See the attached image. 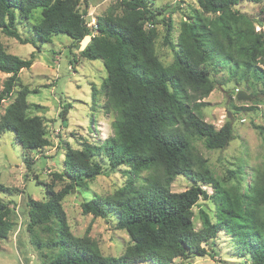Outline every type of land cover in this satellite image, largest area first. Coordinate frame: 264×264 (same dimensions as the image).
I'll use <instances>...</instances> for the list:
<instances>
[{
  "label": "trees",
  "instance_id": "trees-1",
  "mask_svg": "<svg viewBox=\"0 0 264 264\" xmlns=\"http://www.w3.org/2000/svg\"><path fill=\"white\" fill-rule=\"evenodd\" d=\"M243 1L264 0H198L204 12L215 16L197 11L196 19L184 21L174 62L164 65L156 53L157 30L145 27L162 9L154 12L148 0H121L116 5L121 12L110 8L97 18L96 28L88 25L87 11L80 8L82 0H0V71L10 74L0 92V105L19 84V72L30 68L36 58L35 52L25 59L7 51L1 33L37 46L59 34L83 43L96 31L81 54L103 60L107 71L101 85L104 108L115 114L114 133L103 143L66 148L63 170L55 173L56 180L68 181L62 188L50 185L46 199L29 198L28 230L33 242L40 249L53 250L43 254L41 264H172L177 257L212 255L204 244L222 231L232 236L238 255L249 253L251 264H264V171L257 174L247 193H234L212 175L192 144L201 139L210 149H222L234 138L230 120L216 128L200 111L204 103L198 100L216 86L210 61L229 65L233 77L249 81L253 76L264 82V33L256 30L252 17L235 9ZM83 3L89 6V0ZM37 9L40 19L29 26L33 36L23 37L18 29L21 19H30ZM170 33L171 23L167 43ZM30 92L27 85H20L0 118V135L11 130L26 151L50 144L42 116L28 113ZM97 93L93 87L94 97ZM70 105L64 104L63 117ZM259 129L264 133V127L259 125ZM100 158L113 169L128 166L136 175L152 171L141 185L130 181L110 195L82 201L84 213L114 216L116 227L129 234L133 243L117 257L104 255L89 235H74L63 206L65 197L77 187H86L89 180L105 174ZM178 175L190 179L192 186L173 191L171 184ZM204 185L215 190L217 217L213 222L202 210V228L195 230L193 207L201 197H211ZM6 188L0 184V190ZM11 213L10 203L0 197V241L14 228ZM37 226L52 236L40 239Z\"/></svg>",
  "mask_w": 264,
  "mask_h": 264
},
{
  "label": "rangeland",
  "instance_id": "rangeland-1",
  "mask_svg": "<svg viewBox=\"0 0 264 264\" xmlns=\"http://www.w3.org/2000/svg\"><path fill=\"white\" fill-rule=\"evenodd\" d=\"M121 0H89V6L80 5L89 26L96 28V21L110 8L121 12L117 7ZM150 7L158 13L155 21L145 23L146 29L155 28L158 36L155 42L156 53L164 65L174 62L178 49L177 41L184 21L196 19L197 11L204 16L215 15L202 10L198 0H148ZM88 9V10H87ZM255 21L256 30L264 33V1H243L235 7ZM37 9L30 19H21L18 26L23 37H32L29 26L40 19ZM171 23L170 42L167 43V29ZM97 33L93 31V34ZM92 34V35H93ZM89 35L83 43L77 44L66 35H54L51 41L43 44L22 43L14 37L1 33L5 48L22 58H30L33 52L36 58L30 68L19 72V84L10 98L0 105V118L8 104L15 98L20 85H27L31 92L27 98L30 115L42 116L50 144L39 150H24L15 141L14 134L8 130L0 135V197L10 203L11 218L15 225L10 235L0 241V264H41L43 254H51L52 247L40 249L33 242L28 230L29 198L44 200L46 189L52 186L59 190L68 181L56 180V172L63 170L66 148H83L88 143H103L113 135V112H106L105 94L101 89L107 75L102 59L90 60L82 56L81 51L91 41ZM40 46V47H39ZM216 86L205 98L200 111L204 119L220 128L227 121L233 123L234 138L225 148L210 149L201 139L192 144L194 153L206 162L212 175L224 187L243 195L255 182L258 173L264 171V82L253 76L249 81L240 75L233 77L230 66L224 62L210 61L208 64ZM243 71H239L241 74ZM8 73L0 71V92L4 88ZM93 87L98 89L96 97ZM245 90L251 95L248 100H238V92ZM70 103L66 117L61 115L65 103ZM237 106L239 109H236ZM30 161V165L27 163ZM105 174L89 180L86 187L77 189L65 197L63 206L67 214L70 230L76 236L89 235L106 256H120L133 242L126 230L116 227V218L94 216L84 213L82 201L94 195H110L128 182L141 185L147 181L151 170L133 173L128 166L112 168L109 161L100 158ZM192 186V181L184 175H178L171 184L173 191H184ZM211 197H201L193 207L195 230L202 228L201 211L209 214L213 222L217 217L215 190L211 185L202 186ZM35 233L40 239L47 240L52 234L37 226ZM212 255L204 257H177L172 264H251L249 253L238 255L232 236L226 231L204 244ZM148 264V263H140ZM152 264V263H149Z\"/></svg>",
  "mask_w": 264,
  "mask_h": 264
},
{
  "label": "water",
  "instance_id": "water-1",
  "mask_svg": "<svg viewBox=\"0 0 264 264\" xmlns=\"http://www.w3.org/2000/svg\"><path fill=\"white\" fill-rule=\"evenodd\" d=\"M237 98H238V100H248L251 98V95L248 94L245 90H240L238 92Z\"/></svg>",
  "mask_w": 264,
  "mask_h": 264
}]
</instances>
